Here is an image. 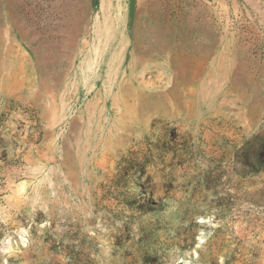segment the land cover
I'll list each match as a JSON object with an SVG mask.
<instances>
[{
    "label": "rangeland",
    "instance_id": "1",
    "mask_svg": "<svg viewBox=\"0 0 264 264\" xmlns=\"http://www.w3.org/2000/svg\"><path fill=\"white\" fill-rule=\"evenodd\" d=\"M0 264H264V0H0Z\"/></svg>",
    "mask_w": 264,
    "mask_h": 264
},
{
    "label": "bare ground",
    "instance_id": "2",
    "mask_svg": "<svg viewBox=\"0 0 264 264\" xmlns=\"http://www.w3.org/2000/svg\"><path fill=\"white\" fill-rule=\"evenodd\" d=\"M106 22H108V21H106ZM105 22V23H106ZM104 23V22H103ZM110 23H113V22H110ZM113 26V25H112ZM73 27V26H72ZM71 27V28H72ZM122 27V26H121ZM97 28V27H96ZM99 28V27H98ZM105 28V27H104ZM118 28L119 27H117L116 25H114L113 27H111V29H109V30H111V32L110 33H108V35H106L107 36V41H106V44H112V42H113V40L114 39H116L117 37L119 38V42H118V45H120L121 44V42H122V39H123V33H124V30L123 29H119L118 30ZM153 28V26H150L149 24H146L145 26H142V24H139V23H137V21H135L134 23H133V28H132V50H130V52H128V54L130 53V60H129V63H130V65H131V63L133 64L134 63V61H135V57H134V55H135V53H138V56H139V59H137V62H138V60H140L143 56L145 57V56H147V55H149L150 54V52H152V51H156V50H161V49H163V48H165L166 46H167V43L166 42H164L163 40H159V39H157V40H153V39H151L150 38V32H151V29ZM75 29V28H74ZM156 29V28H155ZM77 30V29H76ZM97 30V29H96ZM121 30V31H120ZM98 31V30H97ZM107 31V30H106ZM71 32V31H70ZM103 34H104V32H102ZM74 34V33H73ZM95 34V33H94ZM93 34V35H94ZM96 34H98V33H96ZM72 35V34H71ZM100 36V35H99ZM99 36H98V38H99ZM104 36V35H103ZM95 37V36H94ZM95 39V38H94ZM101 39V38H100ZM110 40H111V42H110ZM93 41V40H92ZM100 41V40H99ZM125 41V40H124ZM114 43V42H113ZM126 44H127V42H125ZM90 45V44H89ZM96 45H98V44H96ZM109 45V46H110ZM113 45V44H112ZM84 46V45H83ZM86 46H87V43H86ZM92 46V45H91ZM117 46V45H116ZM108 47V46H107ZM82 48H84V47H82ZM90 48V47H89ZM95 48H97V47H95ZM112 48V47H111ZM110 48V49H111ZM170 49H171V51H172V53L174 54V56H173V60L172 61H174V63L173 64H175L176 65V67H177V69L180 71H182V75H183V72L186 70V64L189 62V64H191L192 65V67L191 68H189L190 70H192V72H191V74L193 73V75L195 76V74L197 73V70L200 68V61H196V60H194V58L193 59H191V58H189V56H186V57H180V54H182L178 49H179V46L178 45H171V47H170ZM90 50V49H89ZM111 50H113V51H111L110 52V50H109V52L107 53L108 54V57H107V64L109 65V64H111L114 60H116V58L118 57V56H120V54H122V55H124V52H125V48H123L122 49V47L120 48V47H118V48H113V49H111ZM87 51H88V49H87ZM86 51V52H87ZM81 52V51H80ZM133 52H134V54H133ZM88 53V52H87ZM156 53V52H155ZM94 54V53H93ZM166 54V53H165ZM121 55V56H122ZM101 56H103V55H101ZM87 57V56H86ZM102 58H104V57H102ZM126 58V57H125ZM171 58V57H170ZM100 60V59H99ZM120 60V59H119ZM145 60V59H144ZM199 60V59H198ZM121 61V60H120ZM123 61V60H122ZM124 62H125V60H124ZM117 63H119L118 62V60H117ZM119 64H121V63H119ZM100 65V64H99ZM118 65V64H117ZM116 65V66H117ZM129 65V66H130ZM137 65H138V63H137ZM135 66V65H134ZM122 67V66H121ZM113 68V67H112ZM111 67H110V69H112ZM136 68V67H135ZM117 69V68H116ZM121 69V68H120ZM115 70V69H114ZM131 71V70H130ZM132 72H133V70H132ZM108 73H106V75H107ZM110 74V73H109ZM118 74H120V73H118ZM126 74V73H125ZM179 73L177 72V74H176V76L178 75ZM126 76V75H125ZM124 76V77H125ZM117 78L119 77V76H116ZM178 77V76H177ZM180 77H181V75H180ZM183 78H184V76H182ZM81 79H82V77H81ZM123 79V78H122ZM127 80L128 79H126L125 81L127 82ZM135 80L136 79H134V78H132L131 77V79H130V82L129 83H127L128 85H126V83H125V86H124V89H125V93H124V98H126V99H129V98H133V97H135V99H137L138 101H139V103H140V110H145V109H147V108H149L150 106H152V105H154L155 103H163V105L164 106H167L168 104L166 103V102H169L168 100L166 101V95L168 94V95H176L177 94V92L173 89V90H170V94L169 93H167V92H164L165 90H163V92H162V90L161 91H142L140 88H139V86H142V87H144V89L146 88V89H150V87L152 86L151 85V83H150V87H146L147 85H146V83H144V82H142V81H139V82H137V86L136 87H134L133 86V84L135 83ZM149 80V79H148ZM148 80H147V82H148ZM119 81V80H118ZM145 81V80H144ZM150 81V80H149ZM183 81V80H182ZM116 82V81H115ZM120 82H122V81H120ZM119 82V83H120ZM146 82V81H145ZM149 83V82H148ZM147 83V84H148ZM123 85V84H122ZM121 85V86H122ZM136 85V84H135ZM110 86V85H109ZM118 87V86H117ZM156 87V86H155ZM174 87V86H173ZM145 89V90H146ZM121 90V89H120ZM159 90V89H158ZM181 91V90H180ZM122 92H120V94H121ZM190 93V92H189ZM109 94V93H108ZM116 95V94H115ZM122 95H123V93H122ZM108 96V95H107ZM106 96V97H107ZM119 97V96H118ZM122 97V96H121ZM169 98V97H168ZM167 98V99H168ZM123 99V98H122ZM178 99V98H177ZM120 100H121V98H120ZM124 100V99H123ZM132 101V100H131ZM123 102H125V101H122V103ZM121 103V104H122ZM172 103V102H171ZM120 104V105H121ZM138 105V104H137ZM94 107H95V105H94ZM123 107V106H122ZM137 107V106H136ZM175 108V107H174ZM126 109V108H125ZM132 109V108H131ZM122 110H124L123 108H122ZM134 110V109H133ZM96 111V110H95ZM128 111H129V109H128ZM137 111H138V109H137ZM126 112V111H125ZM124 114H126V113H124ZM133 116V115H132Z\"/></svg>",
    "mask_w": 264,
    "mask_h": 264
}]
</instances>
